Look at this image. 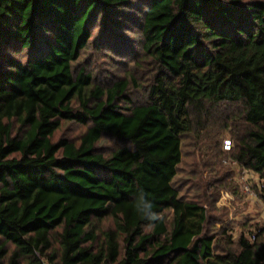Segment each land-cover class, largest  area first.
I'll list each match as a JSON object with an SVG mask.
<instances>
[{"label": "trees", "instance_id": "16d2710c", "mask_svg": "<svg viewBox=\"0 0 264 264\" xmlns=\"http://www.w3.org/2000/svg\"><path fill=\"white\" fill-rule=\"evenodd\" d=\"M220 132L263 183L264 0H0V264H264V223L214 219L233 171L185 183L212 215L181 195Z\"/></svg>", "mask_w": 264, "mask_h": 264}, {"label": "rangeland", "instance_id": "374dc122", "mask_svg": "<svg viewBox=\"0 0 264 264\" xmlns=\"http://www.w3.org/2000/svg\"><path fill=\"white\" fill-rule=\"evenodd\" d=\"M92 54L87 53L86 61L90 70L100 72L99 65L103 67V61L91 57ZM88 59V60H87ZM82 63L83 62L81 60ZM100 63V64H99ZM99 64V65H98ZM100 65V66H101ZM101 66V67H102ZM102 67V68H103ZM102 70V69H101ZM114 70H118L114 68ZM103 71V70H102ZM103 72L99 74L100 77ZM69 129V128H68ZM212 132V131H211ZM70 137L78 134L77 128H70ZM220 138L217 136L212 138V133L208 136L209 139L196 141L190 136L182 139V160L178 167L176 180L186 183L189 179L200 180L202 184L212 185V167L215 169H224L225 172L233 171L232 180L237 185L235 190H222L219 200L215 203L216 214L215 220L218 222L219 228H227L236 236L243 230V224L260 225L264 223V182L261 183L253 173L238 168L230 159L223 155L222 152H227L232 146V138L229 133L220 132ZM219 162V163H218ZM190 181H187L190 183ZM189 184L181 190V195H192L195 190L188 192ZM212 191L211 190H196V193H201L204 199L207 196L209 211L212 215ZM212 220V216H211Z\"/></svg>", "mask_w": 264, "mask_h": 264}, {"label": "clouds", "instance_id": "9594fccd", "mask_svg": "<svg viewBox=\"0 0 264 264\" xmlns=\"http://www.w3.org/2000/svg\"><path fill=\"white\" fill-rule=\"evenodd\" d=\"M136 209L142 214V217L148 221L162 219L161 215L152 211V204L141 194L137 199Z\"/></svg>", "mask_w": 264, "mask_h": 264}]
</instances>
